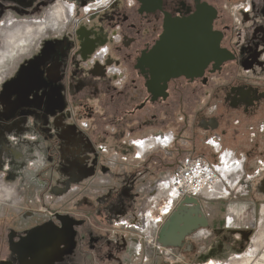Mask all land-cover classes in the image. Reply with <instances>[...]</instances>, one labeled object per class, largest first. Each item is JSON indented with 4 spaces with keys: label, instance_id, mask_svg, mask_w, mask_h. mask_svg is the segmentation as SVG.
Masks as SVG:
<instances>
[{
    "label": "flooded vegetation",
    "instance_id": "flooded-vegetation-1",
    "mask_svg": "<svg viewBox=\"0 0 264 264\" xmlns=\"http://www.w3.org/2000/svg\"><path fill=\"white\" fill-rule=\"evenodd\" d=\"M60 6L69 7V18L39 39L35 51L29 49L24 57L17 54L0 69V210L26 206L19 215L1 214L0 264H100L105 259L116 264L123 263L120 253L129 246L153 251L157 263L165 261L166 249L173 257L176 249L186 256L198 252L201 258L203 251H196L193 244L212 236L211 214L216 208L224 215V228L248 240L247 231L255 222L249 221L248 229L237 226L233 208L214 205L241 202L251 185L264 197V152L249 174L252 153L232 151L244 158L245 175L252 177L249 191L225 201L199 200L208 227L194 230L182 248L164 247L159 241L161 228L182 201L153 227L150 237L145 215L164 174L182 157L200 154L189 148L192 140L183 143L188 153L147 183L138 206L134 188L139 177L165 166L164 158L155 154L169 151L188 129H196L198 121L208 134L207 142L214 141L210 136L216 133L222 150L231 151L217 132L219 121L201 116L204 103L208 108L214 102L221 107L226 103L231 110L246 116L262 114L264 119V0H0V29L8 18L42 21ZM199 11H215L212 29L221 35V48L232 58L218 68L210 63L200 77L170 80L166 97H155L147 87L150 70L139 68V61L164 37L168 20L188 19ZM1 44L0 40V48ZM98 53L106 57L103 64ZM112 68L114 72L109 71ZM165 122L175 132H163ZM150 128H157V133L143 136ZM259 131L254 138L264 135V126ZM166 135L172 142L163 149L138 150L135 145ZM256 145L261 150L259 142ZM112 152L145 161L144 170L108 161ZM100 174L110 180L119 176V187L86 193L89 183L104 186L102 180L101 186L96 183ZM79 193L69 209L68 197ZM54 199L60 204L55 208ZM90 224L112 232L115 240Z\"/></svg>",
    "mask_w": 264,
    "mask_h": 264
},
{
    "label": "rangeland",
    "instance_id": "rangeland-1",
    "mask_svg": "<svg viewBox=\"0 0 264 264\" xmlns=\"http://www.w3.org/2000/svg\"><path fill=\"white\" fill-rule=\"evenodd\" d=\"M34 17H38L35 16ZM41 16H39L40 18ZM2 29V27H1ZM0 29V31H1ZM39 42L34 43L32 46L30 45V49H34L33 51L36 50L37 45ZM29 49V48H28ZM27 49V50H28ZM24 51L19 52L22 57L25 56L27 53ZM32 51V52H33ZM7 65V63H6ZM5 65L2 66L0 69H4ZM5 71V70H4ZM224 107L220 106L219 102H214V104L208 108L206 106V103L203 104V108L201 111V116L202 117H212L215 118L217 121H219L220 128L217 131L219 134H222L224 136L223 138V146L226 150H231L234 151L235 153L242 154V153H247L251 152L252 154L248 156L249 159V165H248V172L249 174L252 173V170L256 166L257 160L259 159L260 154L264 152V135L262 136H257L254 138V133L260 132L259 130L262 129L264 126V119H262L263 115L262 114H248L243 115L240 110L239 111H234L231 110L230 107L226 104L223 103ZM227 106V107H225ZM208 108V109H207ZM207 109V110H206ZM208 114V115H207ZM201 117V118H202ZM198 122L195 124V128L192 131H189V129L183 134L182 140L180 142H176L169 151H160L157 152L155 155L162 156L164 158V165L163 168L159 172H155L153 175H148L145 174L142 177H139V179L136 182L134 192L136 195H138V204L143 203L144 199V194H145V187L147 183L153 181L155 178L158 176L164 174L168 170L171 169V166H174L175 163L177 162L178 158L185 155L188 153L189 149L184 148V141H189L190 139L192 140L191 146L189 147L191 149H195L197 153L200 154H206L212 161H216L215 159V152L214 149L208 145L206 137L208 134L203 132L200 127L198 126ZM160 129V128H159ZM158 129V130H159ZM163 132H172L174 131V128L172 125H167V122L164 123V126L161 128ZM145 133L143 136L147 135H153L154 133H157V128L153 129L150 128L147 131H144ZM159 132V131H158ZM175 132V131H174ZM210 138H213L214 141L220 145H222L221 138L218 136V134H213L210 136ZM187 141V142H188ZM259 142V148L261 150H258V145H256ZM52 142V147L54 146ZM51 144V143H50ZM190 149V150H191ZM180 153V151H182ZM256 153H258L256 155ZM264 155V153H263ZM264 158V157H263ZM108 161H111L112 163H120V164H133L137 166L138 172L144 170V164L145 161L141 160L138 161L135 159V156H127V158H123L121 156L115 155L114 152L107 156ZM149 172V171H148ZM118 175H122V173H119ZM119 177V176H118ZM116 176L115 180H110L108 175H103L100 174L99 178L100 180L96 183H100L101 186V180L104 186L101 188H97L93 184L89 183V187H86L85 191L86 193L92 195L98 193V191H106L109 187L112 188H117L120 185V180ZM138 178V177H137ZM89 181V179H85V183ZM84 183V184H85ZM95 183V184H96ZM99 187V186H98ZM74 188V189H73ZM253 186H250V194H246L241 202H233L231 204H215V207H223L224 210L227 207H231V209H234V214L237 218L235 220V223L237 226L244 227L245 229H248L246 226H248V222L253 220L255 222V225L253 228L249 229L250 231V236L248 240H244L241 235H237L236 232L233 230H227V228H224L223 224V214L222 212L220 213L218 208L214 209L215 212L212 215V218L214 219V229H213V234L212 236L207 239L206 241L203 242H194V246L196 251H203V256L201 258H198L197 256L200 255L198 252L195 253V255H185L184 252L178 251L175 249V254L176 257H171L165 259L164 262H158L157 257L153 253V251L150 250H136L133 249L132 246H129L127 248V251L120 253V258L122 259L123 263L120 261H117L118 263L116 264H229L233 259L235 258H243L245 255H249V250L252 246V244L257 241V240H262L261 241V246L257 257L258 259L263 257L264 254V214L262 213V210L264 209V197L258 196L255 194L256 192L253 191ZM73 192L77 189L76 186L72 187ZM249 191V189H248ZM82 195V193H79L77 195H70L67 200L69 201L68 208L70 209L72 207V202L76 200L78 196ZM74 197V198H73ZM53 207H58L57 205V200L54 199L53 201ZM20 206V207H19ZM26 207L23 204L18 205L16 208H11V209H5L4 211L0 210V220H1V214L3 213H14V214H20L19 212H23V208ZM213 207V208H215ZM3 212V213H2ZM233 212V210H232ZM90 227L94 229L97 233H109V239L115 240L114 234L112 232L108 231H102L98 227L92 226L90 224ZM103 227V226H102ZM101 227V228H102ZM105 229V228H102ZM110 230V229H109ZM209 231V230H208ZM207 231V232H208ZM237 231V230H236ZM242 231V230H241ZM208 234H210L208 232ZM113 246L114 243H111ZM113 249V247H112ZM114 253V249L112 250ZM206 256V257H204ZM259 261V260H258ZM261 264L262 261H259ZM100 264H109V262L105 259L103 262ZM114 264V263H111ZM262 264H264L262 262Z\"/></svg>",
    "mask_w": 264,
    "mask_h": 264
},
{
    "label": "water",
    "instance_id": "water-1",
    "mask_svg": "<svg viewBox=\"0 0 264 264\" xmlns=\"http://www.w3.org/2000/svg\"><path fill=\"white\" fill-rule=\"evenodd\" d=\"M214 18L215 11H199L188 19L167 21L164 37L139 61V68L150 70L147 85L150 94L166 97L164 92L170 80L200 77L210 63L218 68L232 58L221 48V35L212 29ZM200 208L199 200L185 198L161 228L160 243L164 247L182 248L194 230L208 227Z\"/></svg>",
    "mask_w": 264,
    "mask_h": 264
},
{
    "label": "built area",
    "instance_id": "built-area-1",
    "mask_svg": "<svg viewBox=\"0 0 264 264\" xmlns=\"http://www.w3.org/2000/svg\"><path fill=\"white\" fill-rule=\"evenodd\" d=\"M85 10L91 11L89 7ZM105 55L98 53L100 64L105 62ZM114 72V68L109 70ZM172 136L150 137L137 142L138 150L148 147L150 150L170 146ZM208 145L214 149L216 161H211L203 154H188L182 157L176 167L164 174L155 188V194L149 198L145 215L146 235L150 237L153 227L162 224L185 198L200 201H225L234 195H245L252 180L245 175L244 158L240 159L232 151H223L213 140ZM171 250H164L165 257L171 258Z\"/></svg>",
    "mask_w": 264,
    "mask_h": 264
},
{
    "label": "bare ground",
    "instance_id": "bare-ground-1",
    "mask_svg": "<svg viewBox=\"0 0 264 264\" xmlns=\"http://www.w3.org/2000/svg\"><path fill=\"white\" fill-rule=\"evenodd\" d=\"M66 7L60 6L57 8V12L46 16L42 21L16 22L13 21L12 18H8L2 25L0 31V40L2 43L0 48V68L10 62L12 58L14 59V56L17 57L19 52H26L28 48L30 49V45L32 46L41 39L49 30H53L57 27V24L64 23L65 19L69 18L70 11L67 10L69 7ZM262 213L264 214V209ZM261 241L262 240L259 239L252 244L249 255H245L243 258L239 259L235 258L229 264H259V261L264 263V254L261 259L257 257L260 248L263 247Z\"/></svg>",
    "mask_w": 264,
    "mask_h": 264
}]
</instances>
